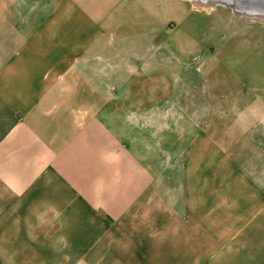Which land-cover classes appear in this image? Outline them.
I'll return each instance as SVG.
<instances>
[{"label": "crops", "instance_id": "crops-1", "mask_svg": "<svg viewBox=\"0 0 264 264\" xmlns=\"http://www.w3.org/2000/svg\"><path fill=\"white\" fill-rule=\"evenodd\" d=\"M184 14L0 0V264H264V58Z\"/></svg>", "mask_w": 264, "mask_h": 264}, {"label": "rangeland", "instance_id": "rangeland-1", "mask_svg": "<svg viewBox=\"0 0 264 264\" xmlns=\"http://www.w3.org/2000/svg\"><path fill=\"white\" fill-rule=\"evenodd\" d=\"M182 1L185 7V14L182 21H180L178 35L188 44L192 42L198 44L199 57L196 55L194 57H196L195 60L199 67L202 65L200 57L204 59V63L208 53L220 57V60L223 61L236 56V54L249 52V48L247 49L245 44L242 43L250 38H255L258 43L257 48L251 52L264 58L263 21L236 14L230 8L219 4L203 7L192 0ZM226 67L222 66L223 69ZM236 70H238V67ZM262 72L264 74V65ZM171 95L169 94V97ZM204 96L206 95L200 93L198 99L202 100ZM172 97H175V95Z\"/></svg>", "mask_w": 264, "mask_h": 264}, {"label": "water", "instance_id": "water-1", "mask_svg": "<svg viewBox=\"0 0 264 264\" xmlns=\"http://www.w3.org/2000/svg\"><path fill=\"white\" fill-rule=\"evenodd\" d=\"M196 4L223 5L247 18L264 17V0H192Z\"/></svg>", "mask_w": 264, "mask_h": 264}, {"label": "bare ground", "instance_id": "bare-ground-1", "mask_svg": "<svg viewBox=\"0 0 264 264\" xmlns=\"http://www.w3.org/2000/svg\"><path fill=\"white\" fill-rule=\"evenodd\" d=\"M199 5H201V6H203V7H211V4H210V6H208V5H205V4H199ZM234 12V11H233ZM236 13V12H235ZM237 14V13H236ZM259 19H261V21H263L264 22V17H262V18H259Z\"/></svg>", "mask_w": 264, "mask_h": 264}]
</instances>
